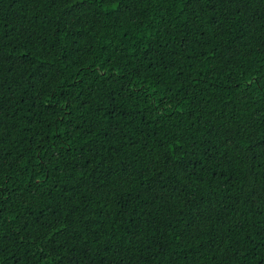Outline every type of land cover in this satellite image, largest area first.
Instances as JSON below:
<instances>
[{"label": "trees", "instance_id": "obj_1", "mask_svg": "<svg viewBox=\"0 0 264 264\" xmlns=\"http://www.w3.org/2000/svg\"><path fill=\"white\" fill-rule=\"evenodd\" d=\"M0 264H264V0H0Z\"/></svg>", "mask_w": 264, "mask_h": 264}]
</instances>
